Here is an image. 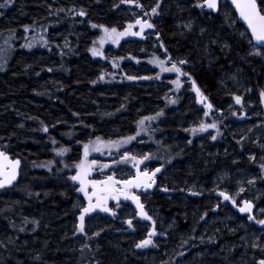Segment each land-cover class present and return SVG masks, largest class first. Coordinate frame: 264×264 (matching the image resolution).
Listing matches in <instances>:
<instances>
[{"label":"trees","instance_id":"16d2710c","mask_svg":"<svg viewBox=\"0 0 264 264\" xmlns=\"http://www.w3.org/2000/svg\"><path fill=\"white\" fill-rule=\"evenodd\" d=\"M137 2L150 12L156 0H12L0 8V148L21 159V175L31 171L29 180L0 190V264L264 259V225L256 223L264 219V58L250 55L249 33L226 0L216 14L197 7L202 0H162L150 18L153 29L107 40L103 55L94 56L91 50L104 36L99 26L125 31L142 17ZM81 10L86 15H78ZM132 30L139 32V25ZM168 56L166 66L177 62L189 73L205 103L188 77H179L177 88L178 74L161 70L157 60ZM145 117L155 119L145 120L141 130L138 121ZM201 122L215 123L220 134L214 128L193 134ZM129 136L135 139L122 150L137 160L147 155L144 165L161 169L155 187L141 195L152 220L124 203L110 207L115 216L86 215L85 235L79 216L86 197L69 179L73 166L97 137L105 144ZM61 148L70 151L58 155ZM94 160L97 179L113 158L98 153ZM131 161L114 164L115 175L131 177ZM244 201L253 204L255 220L239 211ZM153 229V244L137 248Z\"/></svg>","mask_w":264,"mask_h":264},{"label":"snow or ice","instance_id":"6c2138e0","mask_svg":"<svg viewBox=\"0 0 264 264\" xmlns=\"http://www.w3.org/2000/svg\"><path fill=\"white\" fill-rule=\"evenodd\" d=\"M11 2L12 0H6L4 4H0V8H4L8 6V4H10ZM132 2H134V0H121V3H132ZM161 2L162 0H156L155 5L151 7L150 12L147 10H144V5L139 4L137 2V6L142 10V17L137 18L134 24L129 23L127 26V29L123 32H118L115 27L109 29L102 25L99 26V27H102L104 31V36L101 37V40H100L101 45L105 43L107 40H111L113 43H116L121 37L125 35H133V36L142 35L145 29H153L155 25L150 22V18L152 16H156L159 14L158 9L160 8ZM231 3L235 5V7L239 10L240 16L245 21H247V24L249 28L251 29V36L255 39L256 42L260 44L261 47H264V0H259V3H257V0H231ZM218 4H219V0H202V2L197 3L196 6L200 7L201 9L208 8L212 10H218ZM77 14L80 16L86 15V13L83 10H81ZM143 17H149V19H143ZM136 25H139V32L132 31V29ZM92 27L95 28L97 27V25L94 24L92 25ZM186 27L190 30L192 26L191 24H189ZM249 43H251V40H249ZM25 46L30 48L31 44H28ZM225 47H227V45H225ZM91 51L94 56L103 55V53L98 51L96 48H93ZM165 53H167V49H165ZM250 55H261V53L259 51H255V52L250 53ZM171 60H172L171 56H168L167 60H157V62L159 63L162 71L175 72L178 74V79L174 81V83H176L177 85V88L181 86L179 77L181 76L188 77L189 80L191 81L192 87L196 91L197 95L200 97V102L202 104L205 103L208 100L207 96H205L201 92V90L196 86L195 80L191 79L189 73L184 72L181 67H178L177 62H172L171 67L166 66V64ZM178 63L180 65H185L187 64V61L181 59L178 61ZM51 70L52 69H49V71ZM100 79H103V77L101 76ZM128 79H135V77L129 76ZM261 95H264V93H261ZM235 99H236L237 104L241 103V97L236 96ZM176 102H177L176 100L171 101V103H176ZM205 106L209 110H211L213 107L210 102L206 103ZM159 115H162V113H157V116ZM204 115L205 116L209 115V112H205ZM151 119H155V117H145L141 119L140 121H138L139 125L141 126V130H144L143 126H144L145 120H151ZM209 128L216 129L217 134L218 135L220 134L219 129L217 128L215 123L205 124L204 122H201L199 125V128H193L191 129V131L193 134H195L197 131L203 132V131H207ZM43 130L45 132L48 131L47 127H45ZM139 134H140L139 132L136 133V135H139ZM134 139H135V136H129L121 142L109 141L107 142L105 146L109 148L116 147L117 149H119L121 144L129 143L131 140H134ZM212 139L215 140L216 136H212ZM100 143H101L100 138L97 137L96 142H90L91 147L90 145H84V160H82L79 164L75 165L77 172L75 175L69 177L70 180L79 182L80 186L77 189V191L83 192L84 195L88 198V205L81 209V214L79 216V221H80L79 231L81 233H84L85 235H87V233H85V228H84L85 216L92 212H95L98 208L102 212H111L112 215L115 216V212L107 206V200L114 199L117 201V206H119V200L121 196H123L125 200L134 201L140 210V215L145 217L148 220H152V217L149 216L147 212L144 211V205L140 202V197L138 195H135L132 192V189L142 188L145 191H147L148 189H151L156 183L154 179L156 173L160 172L161 170L160 168H156L155 171L149 173L146 168L143 172H141L139 170L138 165L143 163L145 160L149 159V156L145 155L139 160H137L135 156H129L128 152H124L121 155L120 159L114 161V163L119 164L121 162H125L128 160L136 161V163L133 166L137 168V173L132 179L116 180L114 179V174H113V175H109L107 177V180L105 181H96V180L89 181L87 180V176L90 174L92 166L96 164V161L93 160L89 164L87 161V157L90 151L98 152L101 150ZM188 143H191V141H188ZM68 151H70V149L61 148L58 150L57 154L64 155ZM252 159H255V158L252 157ZM0 161H6L8 162L10 166L8 171H4L3 167L0 166V188H4L5 186H10L16 180L18 176V169H19L21 161L19 159L15 161L9 160V157L3 151H0ZM65 167H68V165H65ZM101 167L106 168V167H109V165L105 164V165H102ZM261 167L264 168V164H262ZM248 182L252 183L253 181H248ZM99 184L106 185L105 191L108 194L104 196L103 198L97 196L96 203H93L92 196H95L96 193L93 192L92 196H89L87 189L89 185H91L93 188H96V186ZM117 185H122L123 187H117ZM162 190L168 191L167 188H164ZM243 191L244 189L241 188L240 192H243ZM193 194L195 195L197 193H193ZM238 194L239 193H237V195ZM219 195L223 197L224 200L231 201V203L234 205L236 204L235 199H233L226 192L222 191L219 193ZM244 204L245 206L240 207L239 211L251 213L253 205L248 201H244ZM248 219L255 220V217L252 215H249ZM35 223H38V222H35ZM127 223L131 226L132 221L128 220ZM256 223L264 225V219L256 220ZM154 224H155V221H153V225ZM21 231H23V229H21ZM99 234H100L99 232L94 233L95 236H99ZM153 235H155V229H153V232L149 233L148 239L140 241L139 243L136 244V247L143 248V247H147L150 244H153V241L151 239ZM253 247H259V245L253 244ZM262 251H264V249H262ZM257 264H264V259L258 260Z\"/></svg>","mask_w":264,"mask_h":264},{"label":"rangeland","instance_id":"374dc122","mask_svg":"<svg viewBox=\"0 0 264 264\" xmlns=\"http://www.w3.org/2000/svg\"><path fill=\"white\" fill-rule=\"evenodd\" d=\"M132 31H133V30H132ZM32 40H33V39H32ZM33 43H34V42H33ZM33 43H32V44H33ZM32 44H31V46H32ZM33 46H34V45H33ZM104 46H105L104 43H103L102 45H101V43H99V44L97 45L96 49H97L98 51H100ZM251 51H252V52L259 51V52L261 53V55H258V56H261V57L264 58V48H259V47H257L256 45L251 44ZM106 144H107V143H105V144H100L101 150L98 151V152H97V151H90V152H89V155H88V157H87V161H88V163L90 164L91 161L94 160V157H95L98 153H101V156H102V157H106V158L110 157V158H113V160H112V161L109 160V161H105V162H104L105 164L109 165V167H106V168L101 167V170H100L101 173H100V171H99V175H98L97 179L94 178V169L96 168L97 164L93 165L90 174L87 176V180H89V181H92V180H96V181H105V180H107V177H108L109 175H113V174H114V179H116V180H123V179H120V178H122V177H119L118 175L116 176L115 173H114V168H115V167H114V164H116V163H114V161L117 160V157H118V156L121 157V155H122L124 152H126V150H122L124 147H126V146H125L126 144L121 145V146L119 147V149H117L116 147H112V148H109V147H108L109 149H111V150H108V151H110V153H111L112 151H114V150L117 151V152H115L114 155H111L110 153H106L105 151H107V150H103L105 147H107V146H105ZM90 147H91V146H90ZM122 147H123V148H122ZM117 153H119V154H117ZM82 160H84V154L82 155V159L80 160V162H81ZM80 162H78V164H79ZM135 163H136V161H131L130 163H128L127 166L133 168V169H129V170H132V171H133V174H132L131 177H129V178H125V179H132V178L136 175V173H137V168L133 166ZM105 164H103V165H105ZM119 164H120V163H119ZM121 164L124 165V164H127V162H121ZM75 165H76V164H75ZM75 165L73 166V167H74L73 169H74V172H75V174H76L77 169L75 168ZM116 165H118V164H116ZM101 166H102V165H101ZM138 167H139V170H140L141 172H143V171L147 168V166H145L144 163L139 164ZM147 171H148L149 173L153 172V170H150V169H148V168H147ZM154 171H155V170H154ZM30 173H31L30 169H29V168H27V169L25 168V171H24V172L22 171L21 180H22V179H24V180H26V181H27V179L29 180ZM154 179H155V181H156V177H154ZM78 183H79V182H78ZM155 185H156V183L154 184V186H153L151 189H148L147 191H145L144 189L141 188V189H132V192H133L135 195H138V196L140 197V202H141V195L144 194V193H147V192L151 191V190L155 187ZM117 187H123V186H122V185H117ZM105 188H106V185H104V184H99V185L96 186V188H93L91 185L88 186L87 191H88L89 196H92L93 192L96 193L95 196H92V202H93V203H96V201H97V196L103 198L104 196H106V195L108 194V193L105 191ZM85 197H86V196H85ZM233 199H235V201L237 202L236 198H233ZM229 202L231 203V201H229ZM86 203H87V205H88V198H87V197H86ZM124 203H128V204L132 205V206L137 210L138 215H140V210H139V208L137 207L136 203H135L134 201H132V200H125L124 197L121 196V197H120V200H119V205L124 204ZM231 204H232V203H231ZM232 205H234V204H232ZM235 205H236V204H235ZM252 205H253V204H252ZM107 206H108L109 208H110L111 206H117V201L114 200V199H108V200H107ZM244 206H245V204H244V202H243V203L241 204V207H244ZM253 209H254V206L252 207V211H251V213H248V212H242V213H243V214L252 215ZM95 212H101V213H103L102 211L99 210V208H98ZM140 218H143V216L140 215Z\"/></svg>","mask_w":264,"mask_h":264},{"label":"water","instance_id":"95a60500","mask_svg":"<svg viewBox=\"0 0 264 264\" xmlns=\"http://www.w3.org/2000/svg\"><path fill=\"white\" fill-rule=\"evenodd\" d=\"M221 1H222V0H219L218 10H212V9H208V8H206L207 11H208L209 13H213V14L218 13V12H219V9H220ZM226 2L232 7V9H233V11L235 12L236 17H237V19H238V22L241 23V24L245 27V29L248 31L249 36H250V39H251V43H252L253 45H256V46L259 47V48H264V47H261L260 44H259L258 42H256L255 39L251 36V29L249 28V26H248V24H247V21H245V20L240 16L239 10L235 7V5H233V4L231 3V0H226ZM257 3H258V2H257ZM263 108H264V107H263ZM0 151H3V152L9 157V160H11V161H15V160H17V159H19V160L21 161L20 158H18V157H12L9 153L5 152V151L2 150L1 148H0ZM0 166L3 167V170H4V171H8V170H9V167H10L9 164H8V162H6V161H0ZM21 167H22V161H21L20 166H19V169H18V176H17L16 180H15L10 186H5L4 188H0V190H2V189H10V188H12L14 185H16V184L19 183V181H20V179H21Z\"/></svg>","mask_w":264,"mask_h":264}]
</instances>
